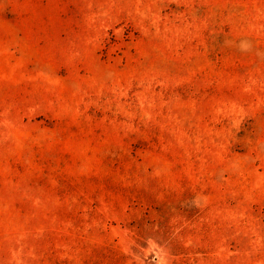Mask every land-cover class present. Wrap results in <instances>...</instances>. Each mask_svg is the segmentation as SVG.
<instances>
[{
  "label": "rangeland",
  "instance_id": "1",
  "mask_svg": "<svg viewBox=\"0 0 264 264\" xmlns=\"http://www.w3.org/2000/svg\"><path fill=\"white\" fill-rule=\"evenodd\" d=\"M0 264H264V0H0Z\"/></svg>",
  "mask_w": 264,
  "mask_h": 264
}]
</instances>
